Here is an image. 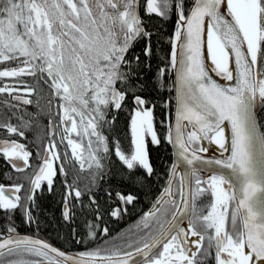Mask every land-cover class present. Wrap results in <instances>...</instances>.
<instances>
[{
  "label": "snow or ice",
  "instance_id": "snow-or-ice-1",
  "mask_svg": "<svg viewBox=\"0 0 264 264\" xmlns=\"http://www.w3.org/2000/svg\"><path fill=\"white\" fill-rule=\"evenodd\" d=\"M223 2L194 0L191 11L185 15L184 0H146L147 13L166 17L175 8L179 22L174 33L175 40L180 42L179 59L175 48L171 52V65L177 72L178 91L175 135L169 125L166 134L161 137L154 124V106L144 98L147 85L139 76V72L150 65L141 61L140 57H133L132 60L126 58L133 43L140 39L146 41L143 48L145 60L152 55V34L139 16L138 0H0V62L26 58L22 61L25 67L0 71V77L36 75L40 72L52 78L50 86L55 90V95H62L67 103L78 100L87 109L89 99L94 101L95 106L89 112L84 131L90 130V134L97 136L98 141H103L104 152L109 151L108 141L106 137L100 136L97 127L101 122H106L109 109L120 110L130 97L135 106L130 124L133 148L126 155L119 142H116L113 149L128 170L134 173L137 167L143 169V176L134 177L136 182H145L146 178L154 174L145 141L146 134H150L151 142L155 145H160L162 139L178 145V161L170 169L168 184L157 205L163 201L176 207L179 199L184 201L182 207L194 210L195 197H192V204L184 197V176L180 177L178 191L175 194L172 191L176 170L181 163L186 162L193 166L187 173L191 176L195 171L194 161L199 159L192 145L208 133H212L211 138L224 148L225 133L221 123L225 120L231 122V156L226 161L216 163L231 169L236 183H232V176L226 178L224 173H218L210 177L209 189H205L200 187L201 180L197 178L196 194L210 190L214 197L208 214L197 216L199 231L192 220H189L187 230L179 223H171L160 234V240L135 248L137 255L146 258L144 264H197L196 251L192 250L189 241L198 251L205 238L202 233L209 229H214L215 233L214 237L209 236L208 239L210 242L215 239L217 264H264V134H257L254 118L257 91L264 103V79L260 80L259 87L256 84V65L258 58L264 54V0H227L234 23L222 15L220 5ZM206 18L211 21L207 32ZM205 35L213 63L228 80L233 79L228 66L231 54H235V64L240 68V80L235 87L223 88L215 81L207 82L202 61ZM133 61L137 68L132 66ZM3 91L10 89L0 88V92ZM88 93L91 95L85 99ZM25 102L31 103L30 100ZM71 111L76 113L77 109L73 107ZM68 113L69 109L64 108L66 119L72 120ZM91 113L96 115L92 116ZM79 115L83 122L84 111ZM181 120L192 125L186 137L182 135ZM10 130L24 135L23 131L14 127ZM71 131L77 132L74 120ZM68 143L72 145V153L83 168L84 157L77 151L81 145L71 139ZM91 143L89 140V148ZM55 148L54 140L46 147L48 155L43 158L44 166L39 168V174L31 182L34 189H39L41 181H45L51 190L56 175L54 161L60 158ZM0 151L10 159L16 157L25 164L31 155L24 150L23 145L15 143L0 144ZM88 159L89 167L92 164L97 168L103 167L95 153L89 152ZM12 167L17 168L15 161ZM59 167L63 169V165ZM225 183H229L228 189L223 187ZM22 187L16 185L6 190L0 186V209L6 212L22 209L31 220V207L27 203L21 204L19 195H12L19 193ZM5 191H9L12 198L5 195ZM69 196L77 199L82 196V192L69 185L66 201ZM117 197L125 204L136 199L131 194L117 193ZM25 200L34 201L32 190ZM229 208L232 209L231 213ZM121 211L116 208L111 215L119 216ZM72 215L74 213L65 203L64 218L70 220ZM146 215L154 217L155 212L150 211ZM88 227L95 228V225L90 224ZM144 227L148 228L149 225L145 224ZM8 231L14 233L15 229L9 227ZM103 231L107 232V229ZM166 234L170 239L162 242ZM90 235L94 236L95 232H90ZM157 244H160V248L153 252ZM18 249L38 257H49V252L65 257V253L41 240L9 236L0 241V250L16 253ZM223 252L228 253L227 260L221 258ZM2 255L4 252L0 251ZM67 260L71 264L72 258L68 257ZM130 261L136 264L133 253L126 251L117 264H129ZM34 264H40V261ZM48 264H61V261L49 257Z\"/></svg>",
  "mask_w": 264,
  "mask_h": 264
},
{
  "label": "flooded vegetation",
  "instance_id": "flooded-vegetation-1",
  "mask_svg": "<svg viewBox=\"0 0 264 264\" xmlns=\"http://www.w3.org/2000/svg\"><path fill=\"white\" fill-rule=\"evenodd\" d=\"M138 12L146 29L149 31L148 22L157 14H149L146 12V0H138ZM141 41H144V39H140L133 43V46L127 53L126 58L128 60L133 56L131 53L132 49L136 47L139 48L142 43ZM24 59L26 58L20 57L16 60L0 62V71L25 67L22 63ZM51 79V77L40 72H37L36 75L22 74L15 77H0V88L10 89V91L0 92V144H20L24 146L25 151L31 153L27 164H25L22 160H19L16 157L10 159L3 151H0V186H3L7 190L9 187L14 188L16 185H23L20 192L16 195L21 197V204L27 203L31 209L32 205L35 204V201L38 200V197L41 198L43 196L44 198L51 194L57 195L59 197L61 210L60 215L62 216L63 221L70 225L74 242L70 243L66 241L58 244L40 234L30 231L15 230L14 233H28L42 237L56 246H59L63 250L75 255L83 254L82 256L94 257L121 255L124 252H109L110 243L113 242L111 222L112 219L118 217L124 218V215L128 213L127 210H129L132 203L125 204L117 197V193L123 195H129L131 193H123L117 190H113L114 192H112L107 180H109V174L113 164H120L123 167H126V165H124L115 154L113 145L116 142H119L121 150L126 155L131 152L133 148V137L130 124L134 115L135 106L132 102V109L129 111L124 105H122L120 110L109 109L107 111L105 117L106 122H101L97 127V132L100 136L106 137L108 141L107 146L109 151L104 152L103 141H98L97 136L90 134V130L89 132L84 131L87 120L89 119V112L95 106V102L89 99L87 109H85L78 100L73 101L71 104L67 103L62 98V95L60 97L55 95V90L50 86ZM90 95L91 93H88L85 96V99H88ZM129 99L131 98L129 97ZM28 100H30L31 103L25 102ZM73 107L77 109L76 113L71 111ZM64 108L69 109L68 115L76 122L77 132L71 131L72 120L66 119ZM81 111H84L85 113L83 122L79 115ZM120 113L126 115V126H124L125 134L116 128L117 119ZM91 115L95 116L96 113H91ZM153 117L155 124V116L153 115ZM13 127L18 131H23L24 135L20 136L17 133L12 132L10 128ZM69 139L81 145V148L77 151L82 153L84 157L83 168L80 167V161L77 160L76 156L72 153V145L68 143ZM53 140L56 142L55 151L60 153V158L54 161L56 175L53 177L51 190H49L45 181H41V187L39 189H33L34 201L28 202L25 200V197L31 190V182L34 177L39 174V168L44 166L43 158L45 155H48L45 149ZM89 140L92 142L91 148H89ZM145 141L148 146V143L151 141L150 134H146ZM89 152L95 153L97 157L100 158V163L103 165L102 168H97L95 164H92V167L88 166L90 163L88 159ZM13 161H15L17 168H21L22 170L18 171L17 168H13ZM60 165H63L62 170L59 167ZM197 178H199V176L195 179ZM179 179L180 178L177 176V180L174 184V194L179 189ZM199 179L201 182L208 184L210 178ZM69 185L78 188L82 192V196L77 199L69 196L66 201V189ZM8 194H10L9 191H5V195ZM160 194L153 199L151 205L141 217L138 215L137 217L131 216V219L130 217L128 219L124 218L122 232L125 231V228H133V231L126 234L124 240L121 242H128V240L134 239L141 243L138 247H143L144 243H151V241L156 239L162 230H164L178 208L179 199L176 207H173L171 203H164L162 201L158 206L159 211H156V209L153 211L155 212V216L148 217L146 214L151 211L149 210L150 207ZM92 201H95V203ZM65 203L68 204L72 213H74L70 220H66L63 216ZM116 208L122 209L120 215H111L112 211ZM17 210L24 212L22 209ZM13 212H6L0 209V239L1 237H4L6 233H10L8 231L10 225H7L6 222H12V219L10 218H12L11 213ZM90 224L95 225V228L90 229L88 227ZM145 224H148L149 227L145 228ZM150 227H152V229L150 230L149 235L143 237L144 231H148ZM105 228L107 229V232L103 231ZM90 232H95V235H90ZM167 239H170V237ZM167 239L163 242H167ZM191 239L196 238L192 237ZM190 247L193 251H196L195 259L197 264H202L204 261L201 260L200 256L207 252V248L209 251H212L211 254L215 257L214 260L217 262V248L215 245L211 247L203 245L198 251L196 250L195 245H191V243ZM157 248H160V245ZM157 248L153 252H155ZM134 250H127V252H134ZM160 250L162 251V249ZM6 252L7 251H4V253ZM188 254L190 255L191 253ZM49 257L61 261V264H70L68 260L58 257L51 252H49ZM49 257H38L35 255L33 261L28 264H34L36 261H40V264H48ZM144 261L145 260L139 264H144Z\"/></svg>",
  "mask_w": 264,
  "mask_h": 264
},
{
  "label": "trees",
  "instance_id": "trees-1",
  "mask_svg": "<svg viewBox=\"0 0 264 264\" xmlns=\"http://www.w3.org/2000/svg\"><path fill=\"white\" fill-rule=\"evenodd\" d=\"M192 0H184L185 13L188 11ZM178 22L175 8L168 13L166 17H160L156 15L152 20L148 22V29L152 34L150 37V43L152 48V55L145 60L143 55V48L146 41H141V46L132 49L133 57H140L141 61L149 64L150 67L146 70L140 71L139 76L141 81L145 82L147 87L144 91V98L151 102L153 105V112L155 116V128L161 137L167 132V121L171 119V112L174 104V68L171 65V52L175 48L174 33L176 30V24ZM260 70L264 77V54L260 57ZM132 66L137 68V64L133 61ZM163 70V74H161ZM167 105L169 106L170 114L167 117ZM124 107L129 111L132 109V101L128 99ZM258 118L261 124V128L264 133V103L260 101L257 107ZM126 115L120 113L117 119L118 130H121L125 134ZM164 122V123H161ZM187 135V134H186ZM197 143V141H196ZM149 159L154 169V174L151 177L146 178L145 182H136L135 176H143L144 171L141 168H136L134 173L123 167L120 164H113L110 170L108 185L111 187L112 192L115 190L123 193H131L136 199L131 203L128 213L124 215L125 219L137 217L149 208L153 199L161 193L163 190L167 177L170 173V166L173 160V150L171 142L162 139L160 145H155L151 141L148 143ZM196 185H194L195 208L192 210L191 220L196 223L197 230L199 231V222L197 216L207 215L210 211V205L213 202V197L210 190H206L200 195L195 192ZM200 187L209 189L206 183L201 182ZM114 190V191H113ZM38 197V196H37ZM37 199V198H36ZM232 203H235L234 201ZM59 205V197L57 195H47L43 198L38 197L35 204L32 205V219L29 220L25 216L24 212L19 210L11 213L10 219L12 222H6L10 227L19 231H30L40 234L49 240H52L58 244L64 242L73 243L72 230L68 223L63 221ZM132 216V217H131ZM14 217V218H13ZM124 218L118 217L112 219V240L110 243V253H121L134 250L141 243L138 241L128 240V242H121L124 240V236L133 231V228L127 229L122 232V224ZM129 219V220H130ZM144 231V236L149 235L150 230ZM136 231V230H135ZM122 232V233H121ZM204 235L203 245L209 246L215 245V239L211 242L208 237H214V229H209L207 232L202 233ZM202 245V246H203ZM131 246V247H129ZM207 252L201 255V260H204L202 264H217L215 257L211 254V250L206 249ZM35 255L18 249L16 253H4L0 256V264H28L33 261Z\"/></svg>",
  "mask_w": 264,
  "mask_h": 264
},
{
  "label": "water",
  "instance_id": "water-1",
  "mask_svg": "<svg viewBox=\"0 0 264 264\" xmlns=\"http://www.w3.org/2000/svg\"><path fill=\"white\" fill-rule=\"evenodd\" d=\"M194 4V0L192 1L187 13L185 15H188V13L191 11L192 7ZM220 11L222 13V15L224 16V18L232 21L234 23V20L231 16V13L227 7V0H224V2L220 5ZM179 22H177L176 24V28L174 30H177V25ZM211 21H209L206 18L205 21V25H206V32H207V28L208 26H210ZM182 33H183V29H181ZM206 35H205V44L202 47V61H203V65H204V69L207 73V82L211 83L212 81H215L218 85H220L223 88H231V87H235L236 84L239 82L240 80V68L235 64V54L232 53L230 56V60H229V71L232 72L233 75V79L232 80H228L225 76V74L221 73L215 66V64L212 61V57H211V52L208 50L207 48V43H206ZM175 50L177 52V57L179 59L180 56V42H177L175 40ZM259 67V58H258V62L256 65V76L258 75V73L260 72ZM174 104H173V108H172V114H171V119L168 120V126L170 125L173 131V134L175 135V126H176V110H177V95H178V91H177V72H176V68H174ZM257 84V81H256ZM258 101H257V93L255 95L254 98V118L256 121V131L257 134H264L261 128V124L258 118V113H257V106H258ZM169 110H168V114H169ZM167 114V115H168ZM169 116V115H168ZM181 131H182V135L184 137H186L187 133L189 131L192 130V125L191 123H189L188 121H184L181 120ZM184 125H187V127H184ZM221 127L224 129V133H225V146L224 148H221L220 145H218L215 141L214 138H211L213 136L212 133H208V135L203 136L202 139L198 140V142L200 143V147L198 149H196V156L199 157L198 160L194 161L195 164V171L192 172L191 176L189 177L187 175V173L192 169V165H187L186 162L181 163L180 166L177 168L176 170V174H175V179L172 183V191L174 193V184L176 182L177 176L180 178L182 176L185 177V181H184V197L185 200L189 203L192 204V197H193V177L194 174H198L199 176L203 177V178H208L211 177L213 175H216L218 173H224L226 178L228 176H232L233 180L232 183H236L235 180V176L232 173L231 169H227L224 168L222 164H217L216 161H226L229 159V157L231 156V141H232V125L231 122L228 120H225L221 123ZM198 135H202L200 133H198ZM172 145V150H173V164L176 163L178 161V157H177V152H178V145H174L173 143H171ZM193 147V146H192ZM194 148V147H193ZM189 158H191V155L189 154ZM259 151H257V159H259ZM182 160V158H179ZM171 175V173H170ZM169 175V177H170ZM36 177V176H35ZM34 177V179H35ZM169 177L168 180L164 186V188L167 186L168 181H169ZM33 179V180H34ZM8 188V187H7ZM163 188V190H164ZM229 188V186H228ZM13 189V187H9L7 190H11ZM34 187L31 183V190L33 191ZM163 193V191L161 192V194ZM17 193H14L12 195H16ZM161 194L157 197V199L155 200V202L152 204V206L150 207L149 210L154 211L156 208H158V206L161 204H156V202L160 199ZM10 195V194H8ZM12 195H10V198H12ZM184 203V201L179 200V205H178V210H176V212L174 213L175 215V219H170L171 221L168 223V225L164 228V230H162V232H165V230L170 226L171 223H179L181 227L186 228V226L188 225L189 220H191V214H192V210H190L189 208H185L182 207L181 205ZM154 205H156V208H154ZM187 230V228H186ZM161 232V233H162ZM160 233V234H161ZM160 234L158 235V237L156 239H154L153 241H151V243H153L156 240H160ZM9 236H18V237H28L31 238L33 240H41L46 242L47 244H49L51 247L57 249L59 252H63L65 253V257H62L64 259L67 260L68 257L72 258L71 264H117V261H119L121 258H123V254L121 255H112V256H98V257H94V256H82V255H75L73 253L67 252L65 250H63L62 248H60L59 246H56L55 244H53L52 242L48 241L47 239H44L42 237H38L32 234H28V233H6L4 237H1L0 241H3L5 239H7ZM170 236H165V239L163 241H165L167 238H169ZM162 241V242H163ZM160 244L156 245V248L159 246ZM189 245H190V241H189ZM156 248H154L152 251H154ZM0 251H6V250H0ZM133 253V257L136 261V264H139L140 262H142L143 260H145L146 258L140 255H137L134 252ZM55 254V253H53ZM56 256H58L57 254H55ZM60 257V256H58ZM221 258H223L222 253H221ZM129 264H132V262L130 261Z\"/></svg>",
  "mask_w": 264,
  "mask_h": 264
},
{
  "label": "bare ground",
  "instance_id": "bare-ground-1",
  "mask_svg": "<svg viewBox=\"0 0 264 264\" xmlns=\"http://www.w3.org/2000/svg\"><path fill=\"white\" fill-rule=\"evenodd\" d=\"M207 39V38H206ZM261 79H264L263 77H262V75L260 74V72L258 73V75H257V87H259V82H260V80ZM260 96H259V92L257 91V101H258V103L260 102ZM228 186H229V183H225L224 185H223V187L225 188V189H228ZM222 256H223V259H225V260H227L229 257H228V253L227 252H223L222 253Z\"/></svg>",
  "mask_w": 264,
  "mask_h": 264
},
{
  "label": "rangeland",
  "instance_id": "rangeland-1",
  "mask_svg": "<svg viewBox=\"0 0 264 264\" xmlns=\"http://www.w3.org/2000/svg\"><path fill=\"white\" fill-rule=\"evenodd\" d=\"M175 41V40H174ZM200 143L197 141V143L195 142L192 146L194 147V148H196V149H198L199 147H200V145H199ZM214 202V201H213ZM212 202V203H213ZM231 208H229V213H231V211H232V209L230 210ZM215 235V234H214Z\"/></svg>",
  "mask_w": 264,
  "mask_h": 264
}]
</instances>
